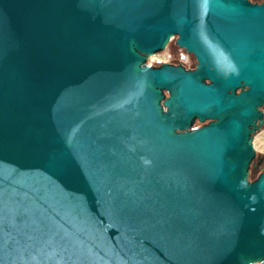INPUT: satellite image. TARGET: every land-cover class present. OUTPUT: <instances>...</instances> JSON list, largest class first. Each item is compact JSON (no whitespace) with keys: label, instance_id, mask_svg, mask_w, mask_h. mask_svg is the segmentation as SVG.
I'll list each match as a JSON object with an SVG mask.
<instances>
[{"label":"water","instance_id":"1","mask_svg":"<svg viewBox=\"0 0 264 264\" xmlns=\"http://www.w3.org/2000/svg\"><path fill=\"white\" fill-rule=\"evenodd\" d=\"M263 103V2L0 0V264H264Z\"/></svg>","mask_w":264,"mask_h":264},{"label":"rangeland","instance_id":"2","mask_svg":"<svg viewBox=\"0 0 264 264\" xmlns=\"http://www.w3.org/2000/svg\"><path fill=\"white\" fill-rule=\"evenodd\" d=\"M181 52L184 53L182 48H179L174 43V38L168 42V45L165 49L157 51L149 56H147L146 63L154 65L158 61L160 62H169V61H178L182 64L193 66L192 61L189 60L188 55H182ZM199 123L196 121L194 126H197ZM252 143L256 152V156L254 159L255 169L253 170V178L255 179L258 173L261 171V167L263 166V161L257 165L258 157L264 155V125L257 130L252 136ZM256 264V263H252Z\"/></svg>","mask_w":264,"mask_h":264},{"label":"flooded vegetation","instance_id":"3","mask_svg":"<svg viewBox=\"0 0 264 264\" xmlns=\"http://www.w3.org/2000/svg\"><path fill=\"white\" fill-rule=\"evenodd\" d=\"M250 2H256V3H261V2H263L264 3V0H249ZM180 48V47H179ZM183 49V48H182ZM184 50V49H183ZM186 53H187V55H188V58H189V60L190 61H192V64H193V66L191 67L190 65H186V64H182L185 68H193L194 67V64H195V58H194V56H193V54L192 53H190V52H187V51H185ZM174 64H177V63H174ZM240 88L238 87V88H236L235 89V92H237L238 90H239ZM261 110H262V112H263V115H264V103L262 104V106H261ZM196 119L192 122V124H191V128H193V127H196V126H194L195 125V123H196ZM208 120L206 119V120H204V123L205 122H207ZM199 124L198 125H200L201 123L200 122H198ZM197 125V126H198ZM263 126V125H262ZM261 126V127H262ZM262 169V168H261Z\"/></svg>","mask_w":264,"mask_h":264},{"label":"trees","instance_id":"4","mask_svg":"<svg viewBox=\"0 0 264 264\" xmlns=\"http://www.w3.org/2000/svg\"><path fill=\"white\" fill-rule=\"evenodd\" d=\"M169 63H180V62H178V61H169ZM154 65H158V63H155ZM164 93H165V95L167 94V92L166 91H164ZM255 159V158H254ZM253 159V160H254ZM255 163L256 162H252L251 163V165H250V167H249V179L250 180H253L254 178H253V170L255 169ZM262 168V167H261Z\"/></svg>","mask_w":264,"mask_h":264},{"label":"built area","instance_id":"5","mask_svg":"<svg viewBox=\"0 0 264 264\" xmlns=\"http://www.w3.org/2000/svg\"><path fill=\"white\" fill-rule=\"evenodd\" d=\"M183 51H184V53H183V52H181V54H182V55L184 54V55H186V56H187V53L185 52V50H183ZM157 63L159 64V63H161V62H160V61H158Z\"/></svg>","mask_w":264,"mask_h":264}]
</instances>
